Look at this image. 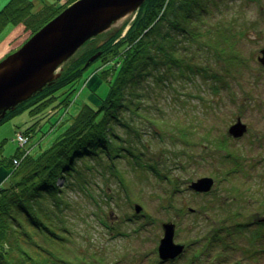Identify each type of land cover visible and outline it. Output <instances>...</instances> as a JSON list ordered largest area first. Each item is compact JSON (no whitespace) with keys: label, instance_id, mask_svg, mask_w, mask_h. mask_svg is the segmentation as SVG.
Returning <instances> with one entry per match:
<instances>
[{"label":"rangeland","instance_id":"1","mask_svg":"<svg viewBox=\"0 0 264 264\" xmlns=\"http://www.w3.org/2000/svg\"><path fill=\"white\" fill-rule=\"evenodd\" d=\"M30 1L35 12L51 3L50 0ZM7 2L0 0V9ZM227 2L216 10L212 20L233 19L234 27L243 30V34L234 37L233 51L239 59L235 68L227 70L220 61L216 67L210 66L217 71L216 78L204 81L199 75L182 78L176 74L163 87L149 91L150 95L143 101L144 120L138 117L135 122L131 120L140 132L136 144L143 157L129 161V156H124L116 161L126 183L120 184L117 176L109 171H100L94 161L84 160L97 171L84 173L88 182L84 190L77 185L66 189L64 197L70 205L66 213L74 237L73 249L87 259L95 258L91 264H264V252L254 263L247 261L241 249L246 242L241 237L236 246L228 247L220 243L208 245L200 236L197 242L192 241L198 233L208 234L215 216H224L225 222L228 220L229 214L216 215L220 212V202L230 203L235 197L250 199L249 206L238 207L242 208L244 221H254L256 213L264 217V66L257 61L259 50L264 47V0ZM128 19L118 22L98 36L99 39H106ZM28 36L29 31L21 23L6 26L0 33V59ZM204 58L205 55H199V60ZM101 66L95 61L84 71L70 96L68 108L48 109L47 113H51L39 122L26 146L31 148V155L47 149L83 104L96 106L98 96L106 97L108 84L95 78L94 75L99 77V74H92ZM97 81L100 87L95 91ZM59 117L61 124H58L60 120L57 122ZM237 118L246 124L247 131L241 138L233 139L227 129ZM36 121L24 110L0 125V160L6 161L14 155L16 133ZM116 132L123 140L128 135L137 139L120 127ZM211 141H221L219 143L225 147H216ZM142 143L146 145L145 150L140 146ZM226 148L239 156L242 171L232 172L231 165L223 160L228 154ZM149 160L155 161L168 178H161ZM79 164L82 166L83 161ZM8 169L0 165L2 185L9 183L4 182L10 172ZM222 171L229 172L228 177ZM203 176L214 180L212 190L205 196L189 188L191 181ZM233 187L238 191L235 197L231 192ZM257 200L262 202L260 211ZM135 203L142 207L139 213L134 212ZM236 208L232 206L230 210L236 211ZM163 222L174 223L175 243H190L185 252L172 261H161L157 255ZM204 247L208 251L203 252ZM72 256L70 252V261Z\"/></svg>","mask_w":264,"mask_h":264},{"label":"trees","instance_id":"2","mask_svg":"<svg viewBox=\"0 0 264 264\" xmlns=\"http://www.w3.org/2000/svg\"><path fill=\"white\" fill-rule=\"evenodd\" d=\"M74 1L46 5L35 12L30 0H8L0 9V33L8 25L21 23L32 35ZM226 2L146 0L134 18L109 35L102 46L98 47L104 40L99 37L87 41L64 66L53 86L6 113L0 125L28 110L30 116L37 119L24 130L25 135L32 137L39 122L47 118L46 110L50 106L68 107L70 96L84 71L95 61L101 63L102 66L92 73L99 74V77L94 75L95 78L108 84L105 98L98 96L96 106L83 104L64 131L38 155L28 153L21 158L23 153L17 148L10 159L0 160V165L10 170L4 179L9 183L0 187V264H91L95 258L87 259L73 249L74 237L66 213L70 205L64 197L66 189L77 185L84 190L88 184L84 173L97 171L94 165L85 162L87 160L97 163L100 171L116 175L120 184L126 183L116 161L124 156H129V161L143 157L136 144L140 132L132 122L137 117L144 120L143 101L150 95L149 91L163 87L176 74L182 78L199 75L204 81L211 77V80L217 71L210 66L216 67L220 61L227 70L235 68L238 57L233 51L234 37L243 34V30L234 27L233 19L212 20L216 10ZM126 26L125 34L120 37ZM98 52L100 55L86 66L88 59ZM199 55H205V58L199 60ZM97 82L95 91L100 87ZM148 121L153 123L151 119ZM118 127L137 139L128 135L123 140L116 132ZM219 142L211 141L216 147H225ZM140 146L146 149L145 143ZM19 158L21 160L15 167L13 160ZM223 160L231 165L232 172L243 170L239 156L230 150ZM82 161L84 169L79 164ZM151 162L161 178H168L160 172L162 170L155 161ZM228 175L229 172H225V176ZM61 180L62 184H59ZM231 192L234 196L238 191L233 187ZM236 199L218 205L220 212L216 215L223 213L229 217L226 222L224 216L211 219L215 234L211 228L208 234L198 233L192 241L197 242L200 236L208 245L220 243L228 247L236 246L241 237L246 242L241 248L243 256L254 263L264 252V220L244 221L242 208L238 207L250 203L246 199ZM232 206H237L236 211L230 210ZM214 222L219 225L218 229ZM202 249L203 252L207 250ZM70 252L74 257L72 261Z\"/></svg>","mask_w":264,"mask_h":264},{"label":"water","instance_id":"3","mask_svg":"<svg viewBox=\"0 0 264 264\" xmlns=\"http://www.w3.org/2000/svg\"><path fill=\"white\" fill-rule=\"evenodd\" d=\"M146 0H76L32 34L15 51L0 60V121L7 112L15 110L43 89L53 86L61 76L64 66L89 40L100 36L118 22L133 19ZM99 42L98 47L106 43ZM257 61L264 66V47ZM100 52L92 55L86 66ZM239 118L227 129V134L239 138L246 132ZM214 180L203 176L193 180L189 188L198 193L212 189ZM134 212L142 207L135 203ZM192 211V209H190ZM162 237L157 246L161 261L173 260L184 249L174 242L173 222L161 224Z\"/></svg>","mask_w":264,"mask_h":264},{"label":"flooded vegetation","instance_id":"4","mask_svg":"<svg viewBox=\"0 0 264 264\" xmlns=\"http://www.w3.org/2000/svg\"><path fill=\"white\" fill-rule=\"evenodd\" d=\"M252 193V192H251ZM249 200L250 199H248V202H249ZM262 204V202H260L259 200H257V207H258V209H259V211H260V207H259V205H261ZM219 205V204H218ZM255 217H253L254 218V221H251V222H261V218L258 216V214L256 213V214H253ZM214 227H218L219 228V225H217V223H215L214 222ZM217 228V229H218ZM212 234H215V229H213L212 228ZM185 250H186V248H185ZM184 250V251H185Z\"/></svg>","mask_w":264,"mask_h":264},{"label":"built area","instance_id":"5","mask_svg":"<svg viewBox=\"0 0 264 264\" xmlns=\"http://www.w3.org/2000/svg\"><path fill=\"white\" fill-rule=\"evenodd\" d=\"M16 140H17V143L20 147H23L27 142V138L25 136H23L22 134H17ZM14 163H17V162L14 161Z\"/></svg>","mask_w":264,"mask_h":264},{"label":"bare ground","instance_id":"6","mask_svg":"<svg viewBox=\"0 0 264 264\" xmlns=\"http://www.w3.org/2000/svg\"><path fill=\"white\" fill-rule=\"evenodd\" d=\"M53 4H59V3H53Z\"/></svg>","mask_w":264,"mask_h":264}]
</instances>
